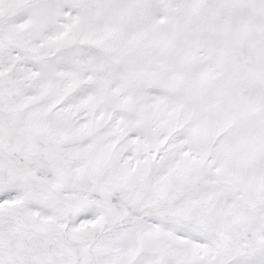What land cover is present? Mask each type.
<instances>
[{"label":"snow or ice","instance_id":"1","mask_svg":"<svg viewBox=\"0 0 264 264\" xmlns=\"http://www.w3.org/2000/svg\"><path fill=\"white\" fill-rule=\"evenodd\" d=\"M0 264H264V0H0Z\"/></svg>","mask_w":264,"mask_h":264}]
</instances>
